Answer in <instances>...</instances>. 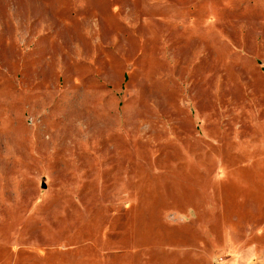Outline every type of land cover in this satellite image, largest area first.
Segmentation results:
<instances>
[{
	"label": "rangeland",
	"instance_id": "rangeland-1",
	"mask_svg": "<svg viewBox=\"0 0 264 264\" xmlns=\"http://www.w3.org/2000/svg\"><path fill=\"white\" fill-rule=\"evenodd\" d=\"M0 264H264V0H0Z\"/></svg>",
	"mask_w": 264,
	"mask_h": 264
}]
</instances>
